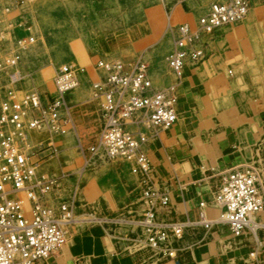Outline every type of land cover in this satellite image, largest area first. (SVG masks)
<instances>
[{
    "label": "built area",
    "instance_id": "1",
    "mask_svg": "<svg viewBox=\"0 0 264 264\" xmlns=\"http://www.w3.org/2000/svg\"><path fill=\"white\" fill-rule=\"evenodd\" d=\"M249 7L247 0L213 2L196 27L186 22L176 28L175 47L167 56L177 80L172 86L157 88L144 60L129 65L116 60L96 63L104 71L91 85L92 97L102 100L101 131L86 163L123 159L134 173L145 176L139 196L145 209L131 239L150 251L151 264L177 259L185 250L207 242L212 230L224 227L237 239L253 236L243 261L264 264V180L256 167L242 162L220 172L222 182L214 196L218 213L210 215L202 200L198 219L188 216L182 221L172 214L170 190L154 181L155 168L146 149L151 136L170 129L178 120L177 88L185 67L205 57L203 34L244 20ZM12 23L0 19L1 25L11 27ZM18 27L26 28V21H19ZM5 31H0L3 40ZM12 36L15 45L24 49L35 41L34 35H19L14 30ZM20 60L13 52L0 57V87L4 88L0 103V264L48 260L64 246L65 226L75 221L72 196L60 200L58 206L49 203L57 196L59 180L38 175L35 157L43 142L35 143L32 133L47 131L52 138L65 133L72 120L66 96L79 84L78 70L70 65L59 68L56 94L49 99L35 88L18 95V87L29 77L19 68Z\"/></svg>",
    "mask_w": 264,
    "mask_h": 264
},
{
    "label": "rangeland",
    "instance_id": "2",
    "mask_svg": "<svg viewBox=\"0 0 264 264\" xmlns=\"http://www.w3.org/2000/svg\"><path fill=\"white\" fill-rule=\"evenodd\" d=\"M26 1L0 0V19L4 22L11 19L13 22L11 27L0 24V31L7 30L5 32L8 33L6 40L0 36V57L6 53H18L21 58L19 68L29 74L18 87V95L35 88L49 99L50 94H56V71L64 65L78 70L79 84L66 96L72 120L66 126L65 133L52 138L49 132L44 131L40 132L41 140H34L35 143L43 142V148L35 157L38 158V175L58 178L59 188L55 197L58 203L71 196L75 200V221L65 226L67 234L64 245L72 234L91 226H102L107 232L125 239L130 253L150 252L142 244L130 239L133 238L131 233L134 225L125 221L136 222L144 212L145 205L139 196L146 182L145 176L134 173L123 159L93 160L90 165L86 163L89 149L101 131L99 110L102 100L97 99L98 105L94 109L89 106L92 104L90 100L95 99L92 97L91 85L104 74L102 69L96 68V63L100 60H116L129 65L144 60L150 65L157 88L172 86L177 80L168 65L167 56L175 47L176 28L186 22L196 27L199 17L207 12L213 2L225 0ZM247 1L250 6L248 15L259 6L262 10L261 21H264V0ZM7 7L10 11L6 10ZM19 21H26V28L18 27ZM13 30L19 35H34V43L26 49L16 46ZM224 34L222 28L210 35L204 33L202 42L205 43V57L200 63L191 65L201 66L214 56L215 64H220L219 69L227 78H234L242 63L247 65L246 76L239 80L240 87L239 84L233 85L228 91L234 97L233 105L221 103L220 109L215 104L211 105L206 115L207 134L201 133L207 141L215 132L226 129L232 131L233 127L224 123L221 113H227L230 117L237 113V95L240 92L255 95L257 86L264 85V27L260 32L253 28L226 39ZM244 41H247L249 49L243 46ZM218 85L222 87L224 83L219 82ZM3 90L0 87V103L4 96ZM224 96L222 94V101ZM145 133L149 135L150 131L146 129ZM253 134L254 142L264 146V129L256 128ZM52 155L60 158L54 170L40 166ZM245 161L257 167L256 160ZM212 169L209 172L216 175L217 191L222 180L218 169ZM261 171L264 180V172ZM159 180L154 178L156 183ZM78 183L81 186L76 190ZM232 239L236 241L237 238ZM249 246L252 248V245ZM150 257L151 254L144 258L145 261Z\"/></svg>",
    "mask_w": 264,
    "mask_h": 264
},
{
    "label": "crops",
    "instance_id": "3",
    "mask_svg": "<svg viewBox=\"0 0 264 264\" xmlns=\"http://www.w3.org/2000/svg\"><path fill=\"white\" fill-rule=\"evenodd\" d=\"M261 20L262 10L256 6L244 21L231 27L226 25L221 28L226 39L229 36L244 34L253 28L260 32L264 27L262 24L264 21ZM243 46L248 47L247 41L243 42ZM219 65L215 64V57L212 56L201 66L194 67L189 64L185 67L182 83L177 88L178 120L165 132L151 136L146 145L155 168L154 178H159L158 183L170 190L172 214L178 220L184 221L188 216L192 220H197L199 203L202 200L207 202V211L210 215L214 216L218 213V207L214 205L217 179L215 174L209 172L211 167L213 169L216 167L221 177L220 172L246 162L247 159H253L257 161V170L264 172V146L254 142L253 134L256 128L264 129L263 84L257 86L255 95L249 96L243 92L237 95L238 103L235 110L237 113L232 117L227 113H221L224 123L233 127L232 131L226 129L215 132L208 141L201 135V133L207 134L206 115L211 110V105L215 104L219 109L221 103L233 105L234 97L228 91L246 76L247 65L243 63L239 64L238 73L231 79L219 69ZM219 82L224 83L222 86L224 93L221 92L222 87H219ZM222 94H225L223 101ZM90 102L92 104L89 106L93 109L97 107V99H91ZM41 134L35 131L32 137L34 140H41ZM149 134L151 135V132ZM59 161L58 156H51L40 166L54 170ZM80 186L81 183H78L76 190ZM49 203L53 206L59 204L56 198H51ZM208 237L207 242L185 250L177 259L157 264H245L243 260L251 250L249 245H253L251 237L239 238L235 241L227 227L222 231L212 230ZM128 249L125 239L107 232L102 226H91L72 234L69 242L60 251L37 264L148 263L149 260L145 261L144 258L149 257L150 252L134 254Z\"/></svg>",
    "mask_w": 264,
    "mask_h": 264
},
{
    "label": "bare ground",
    "instance_id": "4",
    "mask_svg": "<svg viewBox=\"0 0 264 264\" xmlns=\"http://www.w3.org/2000/svg\"><path fill=\"white\" fill-rule=\"evenodd\" d=\"M249 11H250V8H249ZM248 14H249V13H248ZM247 16H248V15H247ZM247 16H246V18H247ZM246 18H245V19H246ZM245 19H244V20H245ZM244 20H242V21H244ZM242 21H239V22H242ZM239 22H236V23H239ZM233 24H235V23H233ZM228 25H230V24H228ZM224 26H226V25H224ZM222 27H223V26H222ZM220 28H221V27H220ZM199 63H200V62H199ZM197 64H198V63H197ZM153 79H154V78H153ZM77 86H78V85H77ZM158 133H159V132H158ZM55 155H58V153L55 154ZM55 155H52V156H55ZM125 162H126V161H125ZM89 165H90V164H89ZM95 218H96V217H95ZM96 219H97V218H96ZM104 219H108V218H104ZM98 220H99V219H98ZM102 220H103V219H102ZM119 220H123V219H119ZM125 221L130 222V224H131V225H134V226H136V225H137V222H138V221L135 222L134 220H125ZM251 238L254 239L253 236H251ZM64 246H65V245H64Z\"/></svg>",
    "mask_w": 264,
    "mask_h": 264
}]
</instances>
